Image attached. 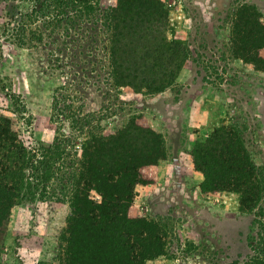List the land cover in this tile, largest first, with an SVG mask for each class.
<instances>
[{"label":"rangeland","instance_id":"1","mask_svg":"<svg viewBox=\"0 0 264 264\" xmlns=\"http://www.w3.org/2000/svg\"><path fill=\"white\" fill-rule=\"evenodd\" d=\"M96 1L100 9L113 3ZM160 1L168 10L167 38L182 43L188 58L159 93L115 83L110 32L98 15L83 27L78 21L71 29H41L42 41L4 50L0 114L17 119L26 146L58 141L59 155L49 163L44 194H22L11 209L0 234V264H59L82 142L94 133L113 134L135 115L147 120L164 148L154 181L134 189V215L149 223L143 237L153 233L161 246L143 264H242L264 247V197L257 211H245L236 191L203 194L204 176L192 159L195 144L214 129L239 131L264 187V70L233 46L238 10L252 7L264 24V0ZM61 95L66 110L61 101L55 108ZM89 196L100 201L93 189Z\"/></svg>","mask_w":264,"mask_h":264},{"label":"trees","instance_id":"2","mask_svg":"<svg viewBox=\"0 0 264 264\" xmlns=\"http://www.w3.org/2000/svg\"><path fill=\"white\" fill-rule=\"evenodd\" d=\"M94 15L107 22L109 65L117 85L159 93L173 84L188 50L167 38L168 10L160 0H113L106 9H100L96 0H0V61L6 48L26 46L27 40L42 41L41 29H71L78 21L81 26L84 21L93 22ZM233 46L238 57L264 70V24L252 7L243 6L237 12ZM0 90H7L2 75ZM54 100L55 108L61 107V101L68 109L64 95ZM68 116L73 120L72 114ZM81 121L79 117L75 125ZM58 145L55 141L26 146L17 119L0 114V234L22 194L46 191L49 163L59 155ZM163 157L161 136L141 115L132 116L111 135L94 133L82 142L59 264H143L161 254L157 236L143 237L149 223L134 215L132 202L135 186L154 181ZM192 159L204 176L203 194L236 191L243 210H258L264 197L263 180L243 134L216 128L195 144ZM28 172L38 180L35 184ZM92 189L100 195L99 202L90 198ZM242 264H264V247Z\"/></svg>","mask_w":264,"mask_h":264}]
</instances>
